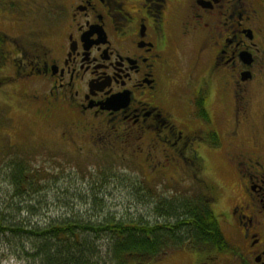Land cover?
<instances>
[{
	"label": "flooded vegetation",
	"instance_id": "af4514ba",
	"mask_svg": "<svg viewBox=\"0 0 264 264\" xmlns=\"http://www.w3.org/2000/svg\"><path fill=\"white\" fill-rule=\"evenodd\" d=\"M0 5V21H12L21 38L8 35L0 22V109L10 131L0 139L12 142L21 130L11 116L19 104L41 116L38 127L30 124L14 140L21 153L41 147L35 129L42 133L51 113H59L63 119L54 124L52 139L57 145L47 148H107L120 160H141L133 163L148 166L164 186L200 178L204 153H224L234 175L229 187L235 195L223 213L237 238L230 241L232 249L225 257L176 251L164 263L264 264L262 117L257 107L248 116L252 98L242 93L263 84L252 73L255 68L261 74L264 66L259 7L246 0H0ZM42 8L49 10L44 26L26 14ZM188 47L197 57L207 56L204 76L222 81L220 97L228 112L223 134L208 109L211 91L202 87L207 77L189 78L181 60ZM12 52V67L3 66ZM27 80L39 82L36 93H27ZM193 81V95L180 96L179 88ZM257 116L254 125L251 117Z\"/></svg>",
	"mask_w": 264,
	"mask_h": 264
},
{
	"label": "rangeland",
	"instance_id": "374dc122",
	"mask_svg": "<svg viewBox=\"0 0 264 264\" xmlns=\"http://www.w3.org/2000/svg\"><path fill=\"white\" fill-rule=\"evenodd\" d=\"M246 1L253 4L252 8L259 7L260 15L258 19L264 21V7H261L264 0ZM32 10L34 12L30 11L26 14L34 16L39 25L44 26L43 24L49 22L48 9L42 8V11L36 9ZM16 14L17 13H15V15ZM0 22L2 29L8 35L14 36L15 40H21L17 35L20 30L15 27L12 21L8 20V22H6L5 20H1ZM259 41L261 40L259 39ZM14 55L15 52L9 54V57L6 60L1 61L2 65L12 67V56ZM182 55L181 60L185 64L189 78L191 75H194L195 80L197 81L203 79V76L207 71V56L201 55L197 57V52L192 47L183 49ZM260 71L261 74L258 73V69L252 68V73L255 75L254 79L263 83L262 86H249L246 90H242V93L246 94L249 98H252V102L248 103V116H251L255 112L256 107L260 110L262 121L260 123L259 135L263 138L264 66H261ZM225 75L227 76L228 72ZM204 77H207V79L202 82V87L204 90L211 91L207 100L208 109H210L212 116L215 119V126L223 134L227 128L226 116L228 115V112L223 108L224 106L221 101L222 98L220 97V93L223 89L222 81L219 76L215 74L209 75L208 73ZM209 78H211V81L208 80ZM194 84V81L188 83L185 85L183 91L179 88L180 93L178 94L189 99L188 96H192L194 93ZM23 86L28 94H34L36 93L35 90L39 88V82L27 80L24 82ZM0 99H2L1 93ZM226 99L230 101L232 97L228 94L226 95ZM18 106L19 108H14V112H11V116L14 118L16 124H21V130L19 133L12 136V142L7 141L5 138L0 139V212L4 210L8 202L11 205L10 208L5 210L4 215H10L14 218L16 213L15 207L20 203L19 199L13 194L14 189L9 184V178L6 172L8 169H5L15 154L19 155V157L16 158H25L27 162L29 161L27 164L34 169H38L41 174H44L45 172L50 174L49 177H45L41 180L47 185V192L43 191L41 195L38 194L35 196V198L42 202L41 208L44 207V209L40 208L41 210L38 215L33 216V222L39 221L40 224H48L52 221L58 222L64 218L68 219L70 222L78 220L89 222V218L96 222H101L106 219L115 221L139 219V217H143L144 214L151 211V207L155 204L151 202L149 205L151 197L144 190H140L142 201L137 200L138 196H136L137 194H135L134 191L138 188L137 186L139 182L142 181L150 183L149 185H155L154 194H156L157 197L174 194L175 190L173 186H164L161 182H155L151 174L147 173V171H143V165L133 163L136 162L141 164V160L132 162L125 159L120 160L119 155L117 156V153L115 154L114 151L107 148L100 149L97 145L86 147L81 151L70 148L63 150L65 147L47 148L49 145H57L52 139L56 137L54 129H57V127L54 124L58 120L63 119V116L59 113H51V121L48 122V128L45 127L42 133L39 132L41 131L39 128L35 129V132L38 135L36 140L39 141L41 147H35V149L26 148L25 153H21L20 151L14 153L13 150L18 147L15 146L16 142L14 140L20 141L22 135L27 131L30 124L34 127H38L41 123L40 113L35 112L34 109L28 108L27 105L22 106L19 104ZM23 107H27L28 109ZM261 117L257 116L255 119L251 117V120L253 121L252 124L256 125L255 123H258ZM8 121V116L0 109V136L10 132L6 127ZM62 146L64 145L62 144ZM220 154L221 155H211L209 153H204L207 166L205 175L209 180H215L216 183L222 186V191H220L219 195L220 200L218 199L219 203H214L213 208L216 215L218 212V222L219 224L221 223L220 226H222V229L226 232L229 240L236 241L237 238L235 236L232 237L231 235L230 227L226 225L219 216L222 212H226L231 204L233 196L235 195L233 190L229 187L233 182L234 175L231 172V167L228 166L229 164L224 159V153ZM182 185L184 184L180 183L178 187ZM92 187H96V189L102 191H96L95 193V190H93ZM144 189L146 188L144 187ZM10 198L13 199L10 200ZM153 202H155V200H153ZM97 210L100 211L97 212ZM10 216L9 218H11ZM21 216L28 218L29 214L24 210L22 211ZM10 220L11 223L20 222L16 221L19 219ZM5 241H9L10 244L5 243ZM20 241H24V239L22 237L14 238V236L10 234H0V264H15L17 262L15 260L17 258L12 254V251H17L20 246ZM98 241L100 249L102 250V253H104L106 244L104 241H107V239H100ZM25 245L26 248L29 247L28 243ZM179 250V248L172 250L166 255L168 257L165 256L166 258L163 260H157L154 263L150 262L148 264H170V262H164L169 259L171 253L173 254ZM184 262H186V260H184ZM26 263L31 264L30 260Z\"/></svg>",
	"mask_w": 264,
	"mask_h": 264
},
{
	"label": "trees",
	"instance_id": "16d2710c",
	"mask_svg": "<svg viewBox=\"0 0 264 264\" xmlns=\"http://www.w3.org/2000/svg\"><path fill=\"white\" fill-rule=\"evenodd\" d=\"M20 149L16 147L13 152ZM16 157L19 155H13L5 169H8L13 194L20 203L15 207L14 218L4 215L11 207L9 202L0 212V234L24 239L17 251H12L19 264L28 260L31 264H148L180 246L223 256L232 249L213 208L217 186L202 174L200 178L193 177L184 192L166 197L154 196L153 186L139 182L134 191L137 200L142 199L140 190H144L151 197L149 205L155 203L152 210L139 219L96 222L89 218V222H70L64 218L40 224L33 222V216L44 207L41 208L42 202L35 196L47 192V185L41 180L50 174H41L28 165L25 158ZM92 189L95 193L102 191L96 187ZM24 210L29 214L28 218L21 216ZM10 219L20 222L11 223ZM100 239H107L104 253L100 249ZM5 243L10 244L9 241ZM26 243L29 244L27 248Z\"/></svg>",
	"mask_w": 264,
	"mask_h": 264
}]
</instances>
